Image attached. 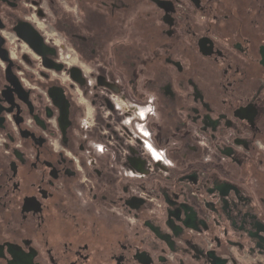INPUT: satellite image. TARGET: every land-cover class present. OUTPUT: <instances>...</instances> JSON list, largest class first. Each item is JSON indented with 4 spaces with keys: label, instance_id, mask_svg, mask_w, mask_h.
Instances as JSON below:
<instances>
[{
    "label": "flooded vegetation",
    "instance_id": "af4514ba",
    "mask_svg": "<svg viewBox=\"0 0 264 264\" xmlns=\"http://www.w3.org/2000/svg\"><path fill=\"white\" fill-rule=\"evenodd\" d=\"M0 264H264V0H0Z\"/></svg>",
    "mask_w": 264,
    "mask_h": 264
}]
</instances>
